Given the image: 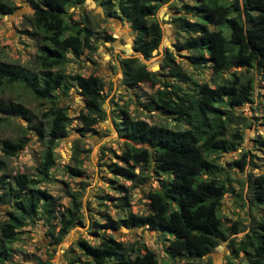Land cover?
<instances>
[{
	"label": "trees",
	"instance_id": "1",
	"mask_svg": "<svg viewBox=\"0 0 264 264\" xmlns=\"http://www.w3.org/2000/svg\"><path fill=\"white\" fill-rule=\"evenodd\" d=\"M24 1L32 7V30L28 33L38 39L35 68L31 70L0 60V88L19 84L28 89L33 98L48 101L49 106L42 113L46 122L32 123L23 104L0 100V121L22 117L43 145L34 176L18 173L8 179L0 175V203L6 206L5 218L0 222V262L10 255V243L33 214L40 213L45 220L55 216V197L39 186L55 164L52 149L56 141L67 132L66 113L55 106L54 92L60 87L66 89L71 82L83 97V109L77 114V130L81 134L91 130L102 114L99 77L64 71L68 50L78 55L85 49H94L89 41L90 27L71 21L65 11L67 6L80 5L84 0ZM93 1L114 6L116 16L127 22L132 31V52L119 57L120 83L126 88L140 82H149L150 86L157 84L144 106L171 115L182 125L149 124L144 119L134 118L125 106H120L117 130L125 142L118 154L113 153L118 162L108 164V170L132 184L141 183L150 167L155 173L166 174L167 178L158 188L147 191V213L128 211L118 220L106 217L103 223L93 224L98 228L115 229L120 224L161 230L171 236L164 248L169 256L182 257L180 264H196L194 259L201 258L226 240L230 232L237 231L234 224L228 230L221 221L219 206L226 186L213 175V162L207 154L235 148L241 136L238 129L231 130L230 125L245 121L235 108L251 101L254 80L251 71L255 69L264 81V0H242L241 4L237 0H191L189 8L198 19H190L185 12L171 17L176 32L185 35L164 47L160 64L163 71L149 70L140 57L148 59L161 42L162 31L154 14L166 0ZM13 9V5L0 1V15ZM176 58L193 67L207 65L214 74L227 70V76L220 82L213 80L212 84L202 81L193 82L192 87L183 86L180 82L188 80L189 76ZM232 67L235 69L230 70ZM259 119L264 126V107ZM25 140L24 134L13 140L1 139V155H16ZM232 163L242 168L244 154ZM3 167L0 157V170ZM200 170H207L210 175L201 179ZM66 172L71 176L81 173L78 167L70 165L66 166ZM247 185L250 201L264 204V172L249 176ZM120 188L124 207L128 205L127 191L122 185ZM69 196V206L58 215L57 231L54 232L53 227L49 231L54 241L63 238L70 228L83 224L80 201L75 192H70ZM245 237L250 238L248 245L255 256L254 264L264 262V231L245 234ZM75 244L84 255L77 264H156L154 252L137 239L124 243L109 235L89 243L80 237ZM240 244L245 250L243 239Z\"/></svg>",
	"mask_w": 264,
	"mask_h": 264
},
{
	"label": "rangeland",
	"instance_id": "2",
	"mask_svg": "<svg viewBox=\"0 0 264 264\" xmlns=\"http://www.w3.org/2000/svg\"><path fill=\"white\" fill-rule=\"evenodd\" d=\"M8 2L14 9L8 14L0 15V60L21 65L28 69L35 68V53L38 39L28 32L32 30L30 19L32 7L24 0H0ZM241 4L242 0H237ZM222 2V0H220ZM191 0H166L161 3L154 16L161 31V42L157 49L151 52L148 59H140L148 65L149 70L163 71L160 67L161 57L165 46L170 45L175 38L184 37V32H176L172 26L171 17L176 13H183L190 19H198L189 8ZM71 21L78 25L90 27L89 41L93 50L85 49L74 55L70 50L66 52L67 62L64 71L67 74L97 75L101 82L102 114L96 124L86 133H79L77 127L78 112L83 109V97L78 93L74 84L69 82L67 87H60L54 92L55 106L64 109L66 113L65 125L67 132L59 138L52 151L55 164L47 177L39 182V186L47 190L56 199L54 217L45 220L40 213L33 214L26 225L20 228L19 235L10 243V255L0 264H77L84 259V255L75 242L83 238L89 243H96L101 236L111 235L116 240L129 243L137 239L151 249L156 258V264H180L182 257L169 256L164 248L169 234L161 230L149 229L146 226H121L111 229L95 227L93 223H103L106 217L118 220L128 211L135 214L148 212L146 193L158 188L166 180V174L155 173L151 167L145 173L144 180L139 184H132L120 176H115L108 170V164L118 162L113 153L118 154L123 148L125 139L118 135L117 127L120 121V106H125L134 118L146 120L149 124H160L175 127L177 124L171 117L160 110H148L144 106L147 97L152 94L157 84L150 86L149 82H140L133 87L126 88L120 83L119 57H125L131 52L132 31L127 22L119 20L114 6L99 1L84 0L77 6H67L65 9ZM74 25V23H71ZM181 68L189 76L181 85L192 87L193 82L213 80L220 82L227 76V70L214 74L209 66L193 67L180 61ZM235 69L232 67L230 70ZM229 71V70H228ZM254 76L251 101L236 107L237 113L245 117L244 123L231 124L232 129H238L240 140L234 149L224 152H209L212 159V172L215 177L225 183L224 192L219 206L221 221L228 230L234 224L237 231L229 233L228 238L216 244L204 256L194 259L196 264L209 262L210 264H254L255 256L250 238L245 234H258L264 231V204L250 201L248 177L264 172V126L259 115L264 107V81L253 69ZM65 89V92L63 90ZM0 100L17 101L28 110L32 123L46 122L42 113L48 108L49 102L32 97L28 89L19 84L0 88ZM27 120L20 116L8 117L0 121V141L3 138L11 140L24 134L26 140L16 155L0 157L4 167L0 175L8 179L11 176L24 173L35 175V168L40 159L43 145L38 141L34 130ZM139 146L138 143H133ZM244 154L242 168L235 166L233 160ZM153 157V156H152ZM153 160H151V164ZM78 167L80 174L71 176L66 172V166ZM199 178H207V170H200ZM127 191L128 205L121 206L123 192ZM1 192V189H0ZM70 192H75L80 201V215L82 223L69 229L67 234L54 241L49 235L53 227L56 232L59 227L58 215L70 203ZM6 206L0 203V222L5 218ZM262 224V227L260 226ZM166 238V239H165ZM243 239L244 249L240 248ZM257 264H264L263 261Z\"/></svg>",
	"mask_w": 264,
	"mask_h": 264
},
{
	"label": "water",
	"instance_id": "3",
	"mask_svg": "<svg viewBox=\"0 0 264 264\" xmlns=\"http://www.w3.org/2000/svg\"><path fill=\"white\" fill-rule=\"evenodd\" d=\"M132 51V50H131ZM140 59H142L143 60V58L142 57H140ZM144 61V60H143Z\"/></svg>",
	"mask_w": 264,
	"mask_h": 264
},
{
	"label": "clouds",
	"instance_id": "4",
	"mask_svg": "<svg viewBox=\"0 0 264 264\" xmlns=\"http://www.w3.org/2000/svg\"><path fill=\"white\" fill-rule=\"evenodd\" d=\"M131 50H132V49H131ZM131 52H132V51H131ZM131 52H130V53H131Z\"/></svg>",
	"mask_w": 264,
	"mask_h": 264
}]
</instances>
